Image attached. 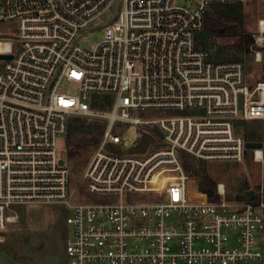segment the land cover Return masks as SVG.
Segmentation results:
<instances>
[{
    "label": "built area",
    "instance_id": "1",
    "mask_svg": "<svg viewBox=\"0 0 264 264\" xmlns=\"http://www.w3.org/2000/svg\"><path fill=\"white\" fill-rule=\"evenodd\" d=\"M245 1L1 0L0 55L12 57H0V230L17 204L59 203L68 264H264V179L232 199L217 182L212 199L183 162H239L251 150L264 164V140L248 149L238 132L264 121V79L200 38L209 10ZM91 26L104 36L87 48ZM252 47L261 62L264 18ZM96 96L110 106H93ZM75 116L106 119L83 174L100 201L72 199L60 163L57 137Z\"/></svg>",
    "mask_w": 264,
    "mask_h": 264
},
{
    "label": "rangeland",
    "instance_id": "2",
    "mask_svg": "<svg viewBox=\"0 0 264 264\" xmlns=\"http://www.w3.org/2000/svg\"><path fill=\"white\" fill-rule=\"evenodd\" d=\"M187 1L176 0L179 4H185ZM231 13L239 19L237 26L230 31L208 36L206 46L218 59L242 60L252 81L264 79V55L261 62L256 61L253 49L255 47H252L253 35L258 31L259 20L264 18V0H246L237 11ZM7 25L0 23V38L2 37L1 30L7 29ZM103 36V26H91L81 35L79 41L85 47L90 48ZM162 114L167 113L162 112L159 115ZM95 119L96 117L86 116L87 122L92 123ZM120 125L121 123H118L114 131L126 137L129 133L126 131L127 126ZM245 129H251L254 132L258 130V139L264 140V121H245L238 127V132L243 133ZM254 135L255 133H253V138H256ZM94 136H97L95 130L79 132L73 136L72 147L75 157L72 159L68 156L66 135L62 134L57 137V149L71 169L70 194L75 200L100 201L107 198V196L89 192L83 178L86 164L95 148L77 146L76 143ZM149 140L150 138H145L140 141V144L143 145ZM202 161L205 162L208 173L217 182L225 183L228 199L240 195L245 181L248 182V187L245 189H258L264 179V164L254 159L251 150L246 152L244 160L239 162L234 160ZM191 177L192 186L195 187L196 179ZM109 197L116 198V196ZM14 208L17 213L16 220L0 230V264H68L66 241L70 226L66 222L65 206L59 203H24L17 204Z\"/></svg>",
    "mask_w": 264,
    "mask_h": 264
},
{
    "label": "trees",
    "instance_id": "3",
    "mask_svg": "<svg viewBox=\"0 0 264 264\" xmlns=\"http://www.w3.org/2000/svg\"><path fill=\"white\" fill-rule=\"evenodd\" d=\"M242 3L231 4V5H218L209 10L206 15L205 27L203 32L200 35V38L203 40V44L207 45V37L219 32L230 31L237 26L239 19L237 16L233 15V11H237L241 7ZM218 8V9H217ZM228 10V12H227ZM247 38V37H246ZM249 43V39H247ZM111 104V99L104 96H96L93 100V106L99 108H108ZM245 122V121H244ZM244 122L242 124H244ZM106 127V119L96 118L92 123L87 122L86 116H75L72 118L68 132L66 134L67 138V151L70 159L75 157L73 155V136L79 132H85L90 130L97 131V136L92 138H86L84 140L78 141L77 146H86L91 148H96L100 143L104 129ZM258 139V130L256 132L251 129H245L244 136L247 140H256ZM247 150L246 152H248ZM184 166L186 170L196 179L198 188L200 191L205 192L209 195L210 198H217L214 194V189H216L217 181L208 173L206 164L204 161H197L196 158L189 154H184ZM248 187V182L245 181L241 187L240 194L243 193L245 188Z\"/></svg>",
    "mask_w": 264,
    "mask_h": 264
},
{
    "label": "water",
    "instance_id": "4",
    "mask_svg": "<svg viewBox=\"0 0 264 264\" xmlns=\"http://www.w3.org/2000/svg\"><path fill=\"white\" fill-rule=\"evenodd\" d=\"M0 57L11 58L12 55H10V54H1ZM262 146H263V143H262L261 141L249 140V141L246 142V147H247L248 149L261 148ZM64 162H65V159L62 158V159L60 160V163H64ZM253 193H254V191H253L252 189H250V190H248V191L246 192V195H248V196H252ZM214 194L217 195V190H216V189H214ZM241 196H243V195H241Z\"/></svg>",
    "mask_w": 264,
    "mask_h": 264
},
{
    "label": "crops",
    "instance_id": "5",
    "mask_svg": "<svg viewBox=\"0 0 264 264\" xmlns=\"http://www.w3.org/2000/svg\"><path fill=\"white\" fill-rule=\"evenodd\" d=\"M216 58V57H215ZM218 59V58H217Z\"/></svg>",
    "mask_w": 264,
    "mask_h": 264
},
{
    "label": "bare ground",
    "instance_id": "6",
    "mask_svg": "<svg viewBox=\"0 0 264 264\" xmlns=\"http://www.w3.org/2000/svg\"><path fill=\"white\" fill-rule=\"evenodd\" d=\"M165 180V179H164Z\"/></svg>",
    "mask_w": 264,
    "mask_h": 264
}]
</instances>
